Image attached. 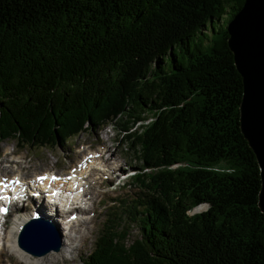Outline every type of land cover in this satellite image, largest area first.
<instances>
[{"label": "trees", "instance_id": "trees-1", "mask_svg": "<svg viewBox=\"0 0 264 264\" xmlns=\"http://www.w3.org/2000/svg\"><path fill=\"white\" fill-rule=\"evenodd\" d=\"M242 3L0 0V144L52 149L113 123L142 166L80 264H264L223 28Z\"/></svg>", "mask_w": 264, "mask_h": 264}, {"label": "rangeland", "instance_id": "rangeland-1", "mask_svg": "<svg viewBox=\"0 0 264 264\" xmlns=\"http://www.w3.org/2000/svg\"><path fill=\"white\" fill-rule=\"evenodd\" d=\"M225 26L226 24L223 25L224 29ZM122 135L123 133L120 128L116 124L110 123L93 132L85 130L76 137L68 140L62 147L57 146L52 149L29 147L21 149L12 140L0 144V160H2L0 168L10 173L8 176L20 174L24 179L32 178L33 175L42 172L65 174L68 168L71 169L74 167L84 154L89 153L88 150L96 149L100 153L103 152V165H106L103 171L104 179L96 180V183L91 187V194L96 196L91 201H85L84 206H88L89 210L79 215V222L72 230V234L74 236L76 235L73 239V244L65 250H62L61 246L57 252H51L55 255L53 257L56 259L55 264H80V261L94 249L97 237L103 235V229L109 225L106 222L108 214L115 210L121 211L120 201L122 199L129 204V201L138 195L139 191L131 180L132 177L140 172L142 166L137 163L135 155L128 150V143L121 140ZM13 161H17V164H14ZM115 165L117 166L115 167ZM36 204L37 202L33 204L28 203L24 208L30 209L32 205L35 206ZM204 209L200 206L194 208L189 214L198 213ZM42 210H46L44 205H42ZM15 217L16 214L11 212L10 216L6 219V225L10 227ZM53 219L59 222V217ZM123 227L126 228V226ZM55 228L59 232L57 224ZM126 229L130 230L125 235V242L129 243V241L137 238L138 231L136 226H132L131 228L127 227ZM63 230L64 234L59 232L62 245L66 240V236L68 235L70 237V225L63 227ZM15 235L12 234L14 238L17 236ZM69 242L66 240V246ZM7 246L9 245L7 244ZM59 252L63 257L62 261L59 260ZM15 256L25 264H31V261H33L23 259L18 255ZM44 262L45 260L43 262L41 261V263ZM51 262H53L51 258H48L45 263L49 264ZM7 263L20 264L9 255L8 249L0 256V264Z\"/></svg>", "mask_w": 264, "mask_h": 264}, {"label": "water", "instance_id": "water-1", "mask_svg": "<svg viewBox=\"0 0 264 264\" xmlns=\"http://www.w3.org/2000/svg\"><path fill=\"white\" fill-rule=\"evenodd\" d=\"M226 45L241 79L238 126L258 168L257 208L264 216V0H243L225 26ZM27 223L17 236L18 248L39 257L57 252L61 238L55 229Z\"/></svg>", "mask_w": 264, "mask_h": 264}, {"label": "bare ground", "instance_id": "bare-ground-1", "mask_svg": "<svg viewBox=\"0 0 264 264\" xmlns=\"http://www.w3.org/2000/svg\"><path fill=\"white\" fill-rule=\"evenodd\" d=\"M103 152H89L84 154L79 161L76 163L74 167L69 169V174L71 176V181L70 182H62V185H57V188L61 190L62 192H65L63 190V186H67L68 188H73L76 191L80 192H85L87 195H92L91 194V187L93 186L94 183H96V180H103L104 179V174L103 171L105 170L106 165H103V161L101 160L103 158ZM17 162V161H13ZM2 164V160H0V165ZM117 165H115L116 167ZM89 172V175H86V173ZM10 173H7L4 169L0 168V177L3 181H7L10 179L8 176ZM37 176H40L39 174L33 175L32 178H28V181L31 183L33 187H36L35 183L33 182ZM23 178V176H21ZM24 180V178H23ZM45 184H47V181H44ZM85 197V195H83ZM74 207L71 209V213L74 215L77 214L79 211V207L77 206L80 203V198L77 199ZM87 200H89L87 198ZM82 201V200H81ZM46 207V206H45ZM31 218L34 220H45L49 222L52 225L57 224V228L59 227V232L64 234L63 227L66 225H70L71 231L69 232L70 237L67 235L66 240L70 241L68 245L66 246V240L64 241L61 249L65 250L68 248L71 244H73V239L75 236L72 234V230L74 229L75 225L78 223L77 220L74 222H69V223H64L63 226L59 224L58 221H56L55 217H59L58 213L54 210H51L46 207V210H42V204H38L35 206H31L29 209L27 215H21L17 218H14L12 225L8 228L7 232L3 234V237H0V244L2 245L0 248V256L5 252L6 249L9 250V255L14 258L18 263L20 264H25L17 259L15 255H18L19 257L26 259V260H33L31 261V264H47L45 263L48 258H51L53 262L49 264H55L56 259L53 258L55 255H53L50 251V253H47L45 255H40L39 257H34L32 258L31 256L27 255L23 251L19 250L16 246L14 236L12 234L17 235V231L19 230L21 224H24L27 218ZM59 224V225H58ZM66 232V231H65ZM15 235V236H16ZM7 244L9 246H7ZM13 252H12V251ZM59 260H63V257L61 256L60 252L58 253ZM44 263H41V261ZM50 260V259H49ZM48 260V261H49ZM8 264V263H7Z\"/></svg>", "mask_w": 264, "mask_h": 264}, {"label": "snow or ice", "instance_id": "snow-or-ice-1", "mask_svg": "<svg viewBox=\"0 0 264 264\" xmlns=\"http://www.w3.org/2000/svg\"><path fill=\"white\" fill-rule=\"evenodd\" d=\"M38 179H39L41 182H43V181H45V180H48L49 178H48L47 176H42V177H39ZM57 179H58V178L55 177V176L51 177V180H52V181H56ZM0 183H4V181H0ZM11 183H13V184H19L20 181H19V180H14V181H12ZM5 186H7V185H5Z\"/></svg>", "mask_w": 264, "mask_h": 264}, {"label": "clouds", "instance_id": "clouds-1", "mask_svg": "<svg viewBox=\"0 0 264 264\" xmlns=\"http://www.w3.org/2000/svg\"><path fill=\"white\" fill-rule=\"evenodd\" d=\"M201 207L206 209L207 207H210V206H208V205H202Z\"/></svg>", "mask_w": 264, "mask_h": 264}]
</instances>
